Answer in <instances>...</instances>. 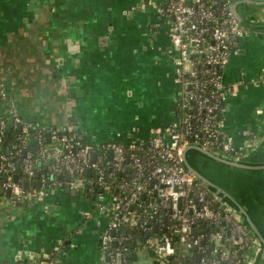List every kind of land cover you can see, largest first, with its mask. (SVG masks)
Segmentation results:
<instances>
[{"label": "crops", "instance_id": "1", "mask_svg": "<svg viewBox=\"0 0 264 264\" xmlns=\"http://www.w3.org/2000/svg\"><path fill=\"white\" fill-rule=\"evenodd\" d=\"M229 8L248 33L222 71L226 84H236L222 129L236 146L254 132L259 138L240 159L248 168L218 163L195 147L183 160L239 205L257 240L247 264H264V86L253 82L264 72V0H231ZM172 56L168 27L146 0H0V116L57 128L71 121L89 142L146 139L175 118ZM67 180L39 199H0V264H41L56 247L55 264H110L101 249L107 217L85 218L94 201L82 189L65 190ZM120 255L123 264H156L141 246L127 259Z\"/></svg>", "mask_w": 264, "mask_h": 264}, {"label": "built area", "instance_id": "2", "mask_svg": "<svg viewBox=\"0 0 264 264\" xmlns=\"http://www.w3.org/2000/svg\"><path fill=\"white\" fill-rule=\"evenodd\" d=\"M230 1L146 0L168 27L173 82L178 88L176 103L184 108L179 120L174 118L152 129L146 139L89 142L80 133H69L72 126L66 122L51 131V143L46 144L42 138L44 126L36 123L32 149L30 124L14 113L9 118L0 116V141L7 122L19 129L11 147L21 156V178L13 180L15 166L0 154V174L5 175L0 189L3 194L9 189L10 203L42 198L48 191L44 185L54 189L60 176L69 175L66 183L71 189H84L88 184L97 188L93 210L83 215L107 217L101 249L110 264H123L120 252L110 249L126 238L117 233L123 227L144 234L141 248L150 252L156 264H165L169 256L177 258L176 264H188L190 258L197 264H247V252L257 245L253 233L235 207L188 170L183 160L190 144L240 160L259 138L254 132L236 146L222 129V109L236 86L223 81L222 71L235 44L248 33L230 10ZM253 82L264 86V72ZM0 97L6 98L1 84ZM254 115H263L261 107L255 108ZM190 121L195 122V131ZM46 160L51 163L40 175L39 186L22 188L21 179L34 181ZM126 169L132 170L131 175L115 181L114 174ZM57 250L43 254V263L55 264L53 254Z\"/></svg>", "mask_w": 264, "mask_h": 264}, {"label": "trees", "instance_id": "3", "mask_svg": "<svg viewBox=\"0 0 264 264\" xmlns=\"http://www.w3.org/2000/svg\"><path fill=\"white\" fill-rule=\"evenodd\" d=\"M183 112H184V108L180 105V103H176L175 106H174V114H175V118H177V120H179L180 115ZM178 122H179L181 128L184 127L182 122H180V121H178ZM68 123L72 126V122L71 121H69ZM29 124H30L29 144H30V146H33L34 143H35L34 135L37 133V128L34 126V123H29ZM190 125L192 127L191 130L195 131L196 130L195 122L194 121H190ZM53 129H57V127H54V126L46 127V126H44V129L42 130V138L44 139V142L46 144L51 141L49 139V136H50V133H51V131ZM18 133H19L18 127L17 126H13L12 123H10V122H7L6 127L4 129V135L1 137V141H0V154H2L4 157L7 158L6 159V163L7 162H12L13 163V165L15 166V171H14L15 174H17L18 178H21L22 177V174L20 172L21 156L20 155H15L13 153V149L11 147V145L15 142L16 136H17ZM69 133H73V130L71 129L69 131ZM75 133H77V132H75ZM82 138H83V136H82ZM83 140H85V139L83 138ZM142 152L146 153V155H147V152H145L144 150ZM50 163H51L50 160H46L45 163H42L39 166V169H38L37 173L33 177L35 182L38 183L40 175L42 173L46 172L47 165L50 164ZM131 173H132V170L128 171V169L124 170L121 173L120 172H116L114 174V180L115 181H119V180H123L125 178H128L131 175ZM1 180H2V174H0V181ZM61 180H62V176H60V178L58 179L59 183L56 185L57 187H60L62 185L61 184ZM49 186L50 185H48V186L44 185V189L45 190H49L48 189V188H50ZM35 187H37V186L35 185ZM82 190H84V195H86L87 198L92 199V201L94 200L93 199V194H94V191L97 190V188H95L93 185L88 184ZM2 197H4V194H3V192H0V199ZM117 233L122 234L123 237H126V238L124 239V241L121 244L114 245V246L112 245L110 247V249L113 252H121L122 254H124V259L128 258V256H127L128 252H130V251L134 252L136 248H138L140 246L141 247L143 246V241L145 239V236L138 229L133 228V227H123L120 231H117ZM131 244L134 245L133 248L131 247ZM53 256H54V254H53ZM166 260L167 261H166L165 264H176L177 263V258H175V257L169 256V257H167ZM187 263L188 264H197V261H196L195 258H190L187 261ZM125 264H127V263L125 262Z\"/></svg>", "mask_w": 264, "mask_h": 264}, {"label": "water", "instance_id": "4", "mask_svg": "<svg viewBox=\"0 0 264 264\" xmlns=\"http://www.w3.org/2000/svg\"><path fill=\"white\" fill-rule=\"evenodd\" d=\"M236 45V44H235ZM187 147H195L197 148L203 155L210 157L211 159H214L215 161H217L218 163L224 164V165H228V166H232V167H240V168H248L250 165H248L247 163L241 161V160H234L231 158H227L225 156H222L220 154H216L212 151L206 150L201 148L198 145H194V144H190ZM186 147V148H187ZM128 157V154H127ZM128 160V159H127ZM189 170L192 171L200 180H202L211 190H213L215 193L219 194L224 200H226L228 203H230L233 207H235V209L240 213V209H239V205L234 203V201H232L233 199L230 197V195L219 185H217L214 181H212L210 178H208L206 175H204L203 173H200L199 171L193 170L192 168L189 167ZM87 172H89V170H87ZM67 178H69V175H66ZM2 179H5V175H2ZM13 180L16 181L17 180V174L13 175ZM21 185L24 189L28 188L29 185V181L27 178H23L21 179ZM36 186L38 187L39 185L36 184ZM65 190L67 191H71L73 193H77V191H75L74 189H70L68 187V185L65 186ZM0 192H2V189H0ZM4 194L6 196L9 195V189H6L4 191ZM232 202H231V201ZM111 234H114V231L111 230ZM113 245H116L115 243H113ZM131 246H133L131 244ZM129 257H132V254H129ZM105 260H108V257L105 256ZM103 262V261H102ZM117 263H119V254H117ZM41 264H44L43 261ZM103 264H105L103 262Z\"/></svg>", "mask_w": 264, "mask_h": 264}]
</instances>
